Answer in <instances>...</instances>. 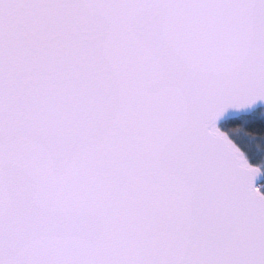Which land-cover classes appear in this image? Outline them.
Listing matches in <instances>:
<instances>
[{
    "label": "snow or ice",
    "instance_id": "6c2138e0",
    "mask_svg": "<svg viewBox=\"0 0 264 264\" xmlns=\"http://www.w3.org/2000/svg\"><path fill=\"white\" fill-rule=\"evenodd\" d=\"M0 264H264V0H0Z\"/></svg>",
    "mask_w": 264,
    "mask_h": 264
}]
</instances>
